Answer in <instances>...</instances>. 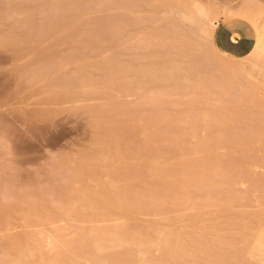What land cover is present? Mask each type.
I'll use <instances>...</instances> for the list:
<instances>
[{
    "label": "rangeland",
    "instance_id": "374dc122",
    "mask_svg": "<svg viewBox=\"0 0 264 264\" xmlns=\"http://www.w3.org/2000/svg\"><path fill=\"white\" fill-rule=\"evenodd\" d=\"M138 1L0 0V264H264L263 76L187 17L245 0Z\"/></svg>",
    "mask_w": 264,
    "mask_h": 264
},
{
    "label": "bare ground",
    "instance_id": "6f19581e",
    "mask_svg": "<svg viewBox=\"0 0 264 264\" xmlns=\"http://www.w3.org/2000/svg\"><path fill=\"white\" fill-rule=\"evenodd\" d=\"M97 1V0H96ZM138 1V0H137ZM143 1V0H142ZM141 1V2H142ZM146 1V0H145ZM144 1V2H145ZM149 1V0H148ZM209 1H211V0H209ZM62 2V1H61ZM99 2H101V1H99ZM125 2V1H124ZM139 2V1H138ZM140 2V3H141ZM181 2V1H180ZM179 2V3H180ZM229 2V1H228ZM55 3V2H54ZM57 3V2H56ZM126 3V2H125ZM154 3V2H153ZM160 3V1L159 2H157V4H159ZM178 3V4H179ZM210 3V2H209ZM100 4V3H99ZM137 4H139V3H136V5ZM122 5H123V3H122ZM130 4H128V6H129ZM143 5H145V4H142L141 3V6H143ZM150 5V4H149ZM148 5V6H149ZM65 6V5H64ZM63 6V8H65ZM115 6V5H114ZM139 5H137V7H138ZM163 6V5H162ZM169 7H171L170 5H168ZM175 6V5H174ZM210 6L212 7V11H210L209 13L207 12V11H198L199 13H201V15L206 19L205 21H199V20H197V18H196V16L192 13V14H189V15H187V17H188V19L194 24V25H197V29L199 30V36H202L206 41H207V43L209 44V47L211 48V49H213V51H214V53H216L217 52V54L219 53L220 55H222L221 57H224V59H225V57L227 58V59H225V60H228V59H230V57L228 56V55H226V54H224V53H222L220 50H218V48L214 45V41H213V37H214V33H215V30H216V28L218 27V26H216L215 24H214V21H215V19L213 20L212 18L214 17L213 15H216V16H218L219 18H221L222 19V21L224 20H229V19H235V18H238V19H243V20H246V21H248V22H250L251 23V25L252 26H254V28L256 29V32H257V41H256V44H255V46H254V49L252 50V52L248 55V56H246V57H243V58H236L240 63H239V68L240 69H244V68H248L249 66H250V68L249 69H252V70H257L260 74V76L262 75L263 76V80H264V69L262 68V65H261V63L262 62H264V9L263 8H258L257 10H255V7H254V1L253 0H245V1H243L242 3H240V4H238L237 6L236 5H234L233 3L231 4V3H218V4H216V5H214V4H211L210 3ZM80 7V6H79ZM125 7V6H124ZM145 7V6H144ZM167 7V6H166ZM165 7V8H166ZM168 7V8H169ZM63 8H62V10H63ZM84 8V7H83ZM148 7H146V9H147ZM157 8V7H156ZM172 8H174L173 6H172ZM51 9V8H50ZM54 9H56V7H54ZM76 9V8H75ZM78 9V8H77ZM80 9V8H79ZM87 9V8H86ZM176 9H178V7L176 8ZM83 10V9H82ZM151 10V9H150ZM51 11H53V10H51ZM65 11V10H64ZM77 11V10H76ZM81 11V10H80ZM79 11V12H80ZM85 11H87V10H85ZM93 11V10H92ZM11 12V11H10ZM95 12V11H94ZM149 12H151V11H149ZM8 13V12H7ZM145 13H147V12H145ZM86 14V13H85ZM140 14H142V13H140ZM175 14H177V12L175 13ZM68 15V14H67ZM25 16V15H24ZM45 17H47V16H45ZM51 17V16H50ZM50 17H49V19H50ZM64 16H62L61 18H63ZM69 17V16H68ZM85 17V16H84ZM139 17V16H138ZM217 17V18H218ZM23 18V17H22ZM70 18V17H69ZM216 18V17H215ZM42 19H43V17H42ZM47 19V18H46ZM174 19H177L176 18V15H175V18ZM26 20V19H25ZM48 20V19H47ZM87 20V19H86ZM133 20V19H132ZM146 20V19H145ZM178 20V19H177ZM43 20H41V22H42ZM89 21V20H88ZM91 21V20H90ZM93 21V20H92ZM99 21V20H98ZM102 21V20H101ZM128 21H130V20H128ZM139 21H141V20H139ZM27 22V21H26ZM32 22V21H31ZM45 22V21H44ZM106 22V21H105ZM134 22V21H133ZM136 22V21H135ZM178 22V21H177ZM25 23V22H24ZM137 23V22H136ZM179 23V22H178ZM178 23H177V25H178ZM93 24V23H92ZM24 25V24H23ZM28 25V24H27ZM44 25H46V24H44ZM48 25V24H47ZM100 25V24H99ZM102 25V24H101ZM174 26V25H173ZM180 26V25H179ZM178 26V27H179ZM89 27V26H88ZM174 28V27H173ZM172 28V29H173ZM180 28H181V26H180ZM39 29V28H38ZM86 29V28H85ZM171 29V28H170ZM175 29H177V30H179L178 28H175ZM152 30H154V29H152ZM169 30V29H168ZM155 31V30H154ZM173 31V30H172ZM171 31V32H172ZM189 31H191V30H189ZM150 32V31H149ZM149 32L147 31V35L148 36H150L149 35ZM153 32V31H152ZM217 32V31H216ZM76 33V32H75ZM74 33V35H77V34H75ZM80 33V32H79ZM78 33V34H79ZM115 33V32H114ZM142 33V32H141ZM145 33V32H144ZM113 34V33H112ZM150 34H151V32H150ZM174 34V33H173ZM188 34V33H187ZM145 35V34H144ZM143 35V36H144ZM160 35V34H159ZM178 35V34H177ZM182 35H184V34H182ZM81 36V35H80ZM79 36V37H80ZM112 36V35H111ZM147 36V37H148ZM182 37H184V36H182ZM187 37V36H186ZM81 38V37H80ZM86 38V37H85ZM87 38H88V36H87ZM157 38V37H156ZM180 38V37H179ZM188 38V37H187ZM133 39V38H132ZM162 39V38H161ZM181 39V38H180ZM190 39L192 40V38L190 37ZM100 40V39H99ZM144 40V39H143ZM181 40H183V39H181ZM186 40H188V39H186ZM190 40V41H191ZM202 40V39H201ZM176 41V40H175ZM189 41V42H190ZM163 42V41H162ZM185 42V41H184ZM133 43V42H132ZM145 43H148V42H145ZM144 43V44H145ZM178 43V42H177ZM203 43V42H202ZM236 43V42H235ZM161 44V43H160ZM146 45H148V44H146ZM159 45V44H158ZM172 45V44H171ZM180 45H181V43H180ZM179 45V46H180ZM204 45V44H203ZM178 46V48L180 49V47ZM192 46H194L193 44H192ZM144 47V46H143ZM146 48V47H145ZM176 48V47H175ZM205 49V48H204ZM180 51V50H179ZM182 51V50H181ZM216 51V52H215ZM212 52V51H211ZM181 54V53H180ZM183 54V53H182ZM211 55V54H210ZM208 56V55H207ZM213 56V55H212ZM211 56V57H212ZM209 57V56H208ZM219 58V57H218ZM219 59H217V61H218ZM224 60V61H225ZM228 61H230V60H228ZM219 63V62H218ZM222 63V62H221ZM230 63V62H229ZM221 65V67H222V65H225L224 64V62L222 63V64H220ZM219 65V66H220ZM227 65V64H226ZM228 65H230V64H228ZM227 65V66H228ZM226 66V67H227ZM231 66H229V68H230ZM235 69H237V66H236V68ZM238 71V70H237ZM35 72V71H34ZM40 72V71H39ZM246 72V71H245ZM248 72V71H247ZM250 73V72H249ZM254 73V72H253ZM257 73V72H256ZM37 74V73H36ZM248 75H250V74H248ZM254 75V74H253ZM37 76V75H36ZM174 76H175V74H174ZM173 76V78H174V80L176 79L175 77ZM225 76V75H224ZM243 77H244V75H242ZM35 77V76H34ZM169 77V76H168ZM228 77V76H227ZM226 76H225V78L224 79H226L227 78ZM250 77L251 78H254V76H249V79H250ZM172 78V77H171ZM229 78V77H228ZM227 78V79H228ZM245 78V77H244ZM166 79V78H165ZM226 79V80H227ZM246 79H247V77H246ZM62 80V79H61ZM164 80V79H163ZM166 80H170V79H166ZM200 80V79H199ZM199 80H197V81H199ZM201 80L203 81V83H204V81L205 80H203L202 78H201ZM231 80V79H230ZM60 81V80H59ZM172 81V80H171ZM170 81V82H171ZM190 81V80H189ZM56 82H57V80H56ZM169 81H167L166 83H168ZM169 82V83H170ZM174 82V81H173ZM208 82V81H207ZM216 82V81H215ZM230 82V81H229ZM59 83L60 82H58V84L57 85H59ZM203 83H201V84H203ZM217 83V82H216ZM215 83V84H216ZM65 84H67V83H65ZM69 84V83H68ZM68 84H67V86H68ZM197 85V84H196ZM206 85V84H205ZM209 86H212V85H210V84H208ZM65 86V85H64ZM64 86H62V87H64ZM66 86V87H67ZM145 86V85H144ZM168 86H171V85H167V89H169L168 88ZM198 86V85H197ZM200 86V85H199ZM198 86V87H199ZM203 86V85H202ZM221 86V85H220ZM219 86V88H222V87H220ZM132 87V86H131ZM159 87H161L160 85L158 86V88ZM163 87H165V86H163ZM197 87V88H198ZM204 87V89H205V86H203ZM203 87H201L202 88V90H204L203 89ZM134 88V87H133ZM142 88V87H141ZM147 88V87H146ZM196 88V87H195ZM211 88V87H210ZM264 88V87H263ZM131 89V88H130ZM143 89H145V87H143ZM193 89V88H192ZM215 89V88H214ZM217 89V88H216ZM252 89V88H251ZM132 90H135V89H132ZM228 90V89H227ZM226 90V91H227ZM127 91V90H126ZM152 91V90H151ZM195 91H198L197 89L195 90ZM214 91V90H213ZM224 91V90H223ZM223 91H222V93H223ZM255 91V90H254ZM253 91V92H254ZM257 91H259V93H263V95H264V89H262V88H258V90ZM256 91V92H257ZM148 92V91H147ZM255 92V93H256ZM217 93V92H216ZM218 93H220V92H218ZM221 93V94H222ZM258 93V92H257ZM258 93V94H259ZM143 94V93H142ZM147 94H150V93H147ZM152 94V93H151ZM160 94H161V92H160ZM261 94H259L258 95V97L260 96V98H261V100H263L264 101V99H262V98H264V97H261ZM156 95V94H155ZM262 95V96H263ZM144 96H145V94H144ZM144 96H141V97H143L144 98ZM161 96V95H160ZM222 96V95H221ZM223 96H225V94L223 95ZM140 97V98H141ZM222 98V97H221ZM216 99H220V98H216ZM215 99V100H216ZM223 99V98H222ZM257 99V101L259 102L260 101V103H262V101L261 100H258L259 98H256ZM147 100H149V99H147ZM151 100V99H150ZM153 100V99H152ZM151 100V101H152ZM155 100V99H154ZM153 100V101H154ZM212 100V99H211ZM143 101V100H142ZM140 102H141V100H140ZM257 102V103H258ZM150 103H152V102H150ZM263 105H264V103H262ZM262 104H260L259 106H261L262 107ZM257 107H258V105H256ZM261 107H258V110L260 111V109H262ZM264 107V106H263ZM254 108V107H253ZM256 108V107H255ZM260 108V109H259ZM257 110V109H256ZM264 110V109H263ZM262 110V111H263ZM261 111V113H263V116H264V112H262ZM143 115H144V113H143ZM145 115H146V112H145ZM262 115V114H261ZM263 116H261L262 118H264ZM249 118V117H248ZM258 118H260V117H258ZM146 119V118H145ZM254 119H255V117H254ZM249 120H250V118H249ZM257 120V119H256ZM147 121V120H146ZM264 121V120H263ZM262 121V122H263ZM249 122V121H248ZM256 122V121H255ZM244 123V122H243ZM248 125V124H247ZM255 125H256V123H255ZM261 125V124H260ZM263 125H264V123H263ZM258 126V125H257ZM258 128V127H257ZM263 128V127H262ZM256 129V128H255ZM259 130H260V128H258ZM264 129V128H263ZM244 130H246V128L244 129L243 128V131ZM250 130H252V129H250ZM259 130H258V133H259ZM110 132H111V130H109ZM108 131V132H109ZM249 131V130H248ZM254 131V130H253ZM256 131V130H255ZM261 131H263L262 129H261ZM252 132V131H251ZM147 133V132H146ZM149 133V136H152V134L150 135V132H148ZM241 133H243V132H241ZM245 133V132H244ZM246 133H247V131H246ZM261 133H263V132H261ZM261 133H259V134H261ZM251 134H253V133H251ZM153 135H155V134H153ZM247 135V134H246ZM264 135V134H263ZM263 135L260 137L259 135H258V137L257 138H264L263 137ZM148 136V137H149ZM250 136V135H249ZM146 137H147V135H146ZM154 137H156V135L154 136ZM256 138V137H255ZM149 139V138H148ZM152 140V139H151ZM155 140V139H154ZM249 140V139H248ZM151 143V147L153 146L154 147V143L155 142H150ZM149 144V143H148ZM245 143H243V145H244ZM142 145V144H141ZM146 145V144H145ZM246 145V144H245ZM149 147H150V145H148ZM158 146V145H157ZM142 147H144V144L142 145ZM145 148V147H144ZM155 148V147H154ZM161 148H163V147H161ZM245 148V147H244ZM248 149V148H247ZM247 149L245 148V150L247 151ZM140 150V149H139ZM143 150V149H142ZM144 150H146V149H144ZM152 150H153V148H152ZM151 151V150H150ZM144 152V151H143ZM153 152V151H152ZM155 152H156V150H155ZM161 152H163V151H161ZM168 153L170 154V152H167V156H168ZM146 154V153H145ZM165 154H166V152H165ZM247 154V153H246ZM144 155V154H143ZM159 155L160 156H162L161 155V153H159ZM159 155H157V156H159ZM140 156V155H139ZM166 156V155H165ZM166 156V157H167ZM165 157V158H166ZM208 156H206V159H208L207 158ZM243 157H245V156H243ZM248 157V156H247ZM138 158V157H137ZM170 157H167V159H169ZM164 159V158H163ZM166 160V159H165ZM172 160V159H171ZM170 159L168 160L169 162L171 161ZM174 160V159H173ZM182 160V159H181ZM180 160V161H181ZM201 159L199 158V160L198 161H200ZM135 161V160H134ZM141 161V160H140ZM244 161V160H243ZM133 162V161H132ZM153 162V161H152ZM159 162V161H158ZM174 162V161H173ZM246 162H247V160H246ZM264 162V161H263ZM139 163V162H138ZM186 163H187V161H186ZM142 164V163H141ZM160 164H161V162H160ZM170 164H171V162H170ZM170 164H169V166H170ZM183 164V163H182ZM185 164V163H184ZM140 165V164H139ZM155 165V164H154ZM158 165V164H157ZM181 165V164H180ZM127 166V165H126ZM143 166V165H142ZM141 166V167H142ZM129 167V166H128ZM140 167V166H139ZM149 167V166H148ZM147 167V168H148ZM153 167V166H152ZM155 167V166H154ZM165 167H167V166H165ZM174 167V166H173ZM257 167V166H256ZM132 168V167H131ZM163 168V167H162ZM176 168V167H175ZM178 168V167H177ZM183 168V167H182ZM185 168V167H184ZM156 169V168H155ZM158 169V168H157ZM159 169H161V167L159 168ZM165 169V168H164ZM173 169V168H172ZM166 170V169H165ZM168 170V169H167ZM196 171H197V169H195ZM194 170V171H195ZM127 171V170H126ZM135 171V170H134ZM144 171H146V170H144ZM173 171V170H172ZM244 171V170H243ZM94 172H96V171H94ZM152 171L150 170V173H151ZM161 172H162V170H161ZM167 171H165V173H166ZM199 172H201L200 170H199ZM137 173V172H136ZM164 173V174H165ZM198 173V172H197ZM159 174H160V172H159ZM170 174H171V172L168 174L169 175V178H170ZM201 174V173H200ZM167 175V176H168ZM198 175H199V173H198ZM205 175V174H204ZM241 175H243V174H241ZM244 175H246L247 176V174H244ZM244 175H243V177H244ZM143 176H145V175H143ZM154 176V175H153ZM160 176V175H159ZM147 178H148V176H146ZM145 177V178H146ZM192 177V176H191ZM202 177V176H201ZM200 177V178H201ZM241 177V176H240ZM248 177V176H247ZM247 177H244L243 179H245V180H247L248 178ZM107 178V177H106ZM108 178H110V177H108ZM126 178V177H125ZM150 178V177H149ZM148 178V179H149ZM174 178V177H173ZM176 178V177H175ZM189 179H191V178H188L187 179V181H189ZM198 179H199V177H198ZM168 180V179H167ZM166 180V181H167ZM174 180V179H173ZM192 181H193V178L191 179ZM195 180V179H194ZM97 181V180H96ZM98 181H99V179H98ZM109 181H110V179H109ZM123 181V180H122ZM148 181V180H147ZM170 181V180H169ZM186 181V182H187ZM162 182H164V180L162 181ZM171 182V181H170ZM173 182V181H172ZM189 182H191V181H189ZM99 183V182H98ZM102 182H100V184H101ZM166 183V182H165ZM176 183V182H175ZM246 183V182H245ZM108 184V183H107ZM110 184V183H109ZM97 185V184H96ZM110 185H112V183L110 184ZM126 185V184H125ZM102 187V186H101ZM111 187V186H110ZM114 187V186H113ZM116 188V187H115ZM132 188V187H131ZM100 189V188H99ZM104 190H105V188H103ZM112 189V188H111ZM107 191V190H106ZM131 191H132V189H131ZM248 191V190H247ZM88 192H89V190H88ZM93 193V192H92ZM118 193V192H117ZM104 194V193H103ZM103 194H101V195H103ZM113 195H115L116 196V194L114 193ZM120 195V194H119ZM135 195H137L136 194V192H135ZM130 196V195H129ZM246 197V196H245ZM102 198V197H101ZM117 198H119V197H117ZM113 199H115L114 197H113ZM136 199V198H135ZM116 200V199H115ZM247 200V199H246ZM88 202H90V201H88ZM94 202V201H93ZM105 202V201H104ZM94 204H95V202H94ZM107 204V203H106ZM130 204V203H129ZM137 204V203H136ZM243 204V203H242ZM90 205H92V204H90ZM101 205V204H100ZM111 205H113L112 204V202H111ZM124 205V204H123ZM141 205V204H140ZM88 206H89V204H88ZM116 206V205H115ZM246 206V205H245ZM248 206V205H247ZM90 207V206H89ZM88 207V208H89ZM243 207H244V205H243ZM85 208V207H84ZM88 208H86V209H88ZM102 208V207H101ZM100 210V209H99ZM93 211V210H92ZM116 211V210H115ZM119 211H121V210H119ZM75 212H77V210L75 211ZM109 212V211H108ZM125 212H128L127 210L125 211ZM133 212V211H132ZM92 213V212H91ZM120 213V212H119ZM124 213V212H123ZM78 214V213H77ZM80 214H81V212H80ZM124 214H126V213H124ZM137 214V213H136ZM83 215H85V214H83ZM102 215V214H101ZM112 215V214H111ZM134 215V214H133ZM138 216H139V214H137ZM64 216V215H63ZM87 216V215H86ZM119 216V215H118ZM117 216V217H118ZM64 217H66V216H64ZM69 217H70V214H69ZM76 217V216H75ZM132 217V216H131ZM160 217V216H159ZM120 218V217H119ZM67 219V218H66ZM138 219V218H137ZM85 220V219H84ZM245 220V219H244ZM64 221H65V219H64ZM86 221V220H85ZM96 221V220H95ZM122 221V220H121ZM125 221V220H124ZM129 221V220H128ZM88 222V221H87ZM106 222V221H105ZM123 222V221H122ZM126 222V221H125ZM256 222V221H255ZM99 223V222H98ZM246 223V222H245ZM258 223V222H257ZM260 223V222H259ZM258 223V224H259ZM97 224V223H96ZM57 225V224H56ZM98 225V224H97ZM120 225H122V224H120ZM41 226V225H40ZM86 226V225H85ZM96 226V225H95ZM103 226H105V225H103ZM258 226V225H257ZM51 227H53V226H51ZM245 227V226H244ZM96 228V227H95ZM100 229V228H99ZM98 229V230H99ZM114 230V229H113ZM261 230V229H260ZM42 232V231H41ZM114 232H116V230H114ZM113 232V233H114ZM112 233V234H113ZM118 232H116L115 234L116 235H118V237H119V233L117 234ZM249 233V232H248ZM257 233V232H256ZM33 234V233H32ZM39 234V233H38ZM263 234V233H262ZM83 235V234H82ZM111 235V234H110ZM114 235V234H113ZM113 235H111V237L113 238ZM264 235V234H263ZM38 236V235H37ZM36 236V237H37ZM49 236V235H48ZM79 236V235H78ZM39 237V236H38ZM45 237V236H44ZM90 237V236H89ZM117 237V236H116ZM116 237H114L115 239H118V238H116ZM40 238H42V237H40ZM51 238V237H50ZM58 238V237H57ZM79 238H80V240H81V236H79ZM97 238H99V237H97ZM143 238V237H142ZM264 237H262V236H259L258 238H256V240H255V242H254V244H253V246H252V249L251 250H249V253H250V256H251V258H256V259H259V260H262L263 262H264V239H263ZM45 239V238H44ZM47 239V238H46ZM120 239V241H121V239L122 238H119ZM118 239V240H119ZM255 239V238H254ZM22 240V239H21ZM39 240V239H38ZM49 240V239H48ZM84 240V239H83ZM89 240V239H88ZM118 240H116V242H119ZM124 240V239H123ZM139 240V239H138ZM243 240H244V238H243ZM246 240H248V239H245V242H247ZM24 241V240H23ZM86 241V240H85ZM125 241V240H124ZM19 242V241H18ZM22 242V241H21ZM87 242V241H86ZM94 242V241H93ZM126 242V241H125ZM124 242V243H125ZM23 243V242H22ZM48 243V242H47ZM55 244H56V242H54ZM77 243H78V241H77ZM92 243V242H91ZM91 243H83V245L85 244V246H88V247H92L93 248V246L92 245H89V244H91ZM105 243V242H104ZM108 243H109V241H108ZM145 243V242H144ZM143 243V244H144ZM46 244V243H45ZM93 245H95L94 243H92ZM118 244V243H117ZM120 244H122V243H120ZM245 244V243H244ZM243 243L241 244V245H244ZM51 246H52V244H50ZM61 245V244H60ZM247 245V244H246ZM246 245H244V246H246ZM95 246H97V245H95ZM101 246V245H100ZM120 246V245H119ZM125 246V244H123V246H121V247H124ZM20 247V246H19ZM44 247V246H43ZM54 247H56V250L60 253L61 251L59 250V246L57 247V246H54ZM69 247V246H68ZM145 247H146V245H145ZM247 247H249V246H247ZM63 248V247H62ZM80 248V247H79ZM87 248V247H86ZM60 249H61V247H60ZM70 249V248H69ZM68 249V250H69ZM103 249V248H102ZM24 250V249H23ZM74 250V249H73ZM72 251V250H71ZM76 251V250H75ZM75 251H73V252H75ZM81 251V250H80ZM87 251V250H86ZM90 251V250H89ZM58 252H55V253H58ZM70 252V251H69ZM73 252H71V254L73 253ZM124 252V251H123ZM127 252V251H126ZM22 253V252H21ZM63 253V252H62ZM65 253V252H64ZM78 253V252H77ZM129 253V252H128ZM246 253H248V252H246ZM25 254V253H24ZM41 254V253H40ZM73 254H75V253H73ZM72 254V255H73ZM88 254H90V253H88ZM96 254H97V252H96ZM96 254H94V255H96ZM101 254V253H100ZM108 254V253H107ZM111 254V253H110ZM63 255H66V254H63ZM72 255L69 257L70 259H72V261L73 260H75V259H73L72 258ZM83 255V254H82ZM106 255V254H105ZM115 255V254H114ZM42 256V255H41ZM66 256H68V254L66 255ZM75 256V255H74ZM73 256V257H74ZM140 256H142V255H140ZM44 257V256H43ZM58 257V256H57ZM60 257V256H59ZM82 257H84V256H82ZM125 257V256H124ZM244 257V256H243ZM54 258V257H53ZM65 258V257H64ZM68 257H67V259H69ZM123 257H121V259H122ZM131 258V257H130ZM57 259V258H56ZM116 259V258H115ZM156 259V258H155ZM158 259V258H157ZM40 260V259H39ZM47 260V259H46ZM44 258H42L40 261H38L37 262V264H47V262H49V261H46ZM50 260V259H49ZM63 260V259H62ZM119 260V259H118ZM124 260V259H123ZM243 260V259H242ZM245 260V259H244ZM258 260V261H259ZM46 261V262H45ZM68 261V260H67ZM112 261H114L113 259H112ZM250 261V260H249ZM261 261V262H262ZM16 262V261H15ZM57 262V261H56ZM62 262V261H61ZM116 262V261H115ZM244 262H246V261H244ZM260 262V261H259ZM68 263V262H67ZM69 263H70V260H69ZM119 263V262H118ZM253 263H254V261H253ZM256 263V262H255ZM25 264H27V263H25ZM61 264V263H60ZM65 264V263H64ZM71 264H73V263H71ZM78 264H79V262H78ZM87 264V263H86ZM114 264V263H113ZM250 264V263H249Z\"/></svg>",
    "mask_w": 264,
    "mask_h": 264
},
{
    "label": "crops",
    "instance_id": "0c3cea01",
    "mask_svg": "<svg viewBox=\"0 0 264 264\" xmlns=\"http://www.w3.org/2000/svg\"><path fill=\"white\" fill-rule=\"evenodd\" d=\"M213 41L222 53L233 58H243L254 49L255 31L251 24L243 19L220 22L215 30Z\"/></svg>",
    "mask_w": 264,
    "mask_h": 264
}]
</instances>
